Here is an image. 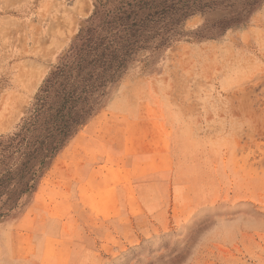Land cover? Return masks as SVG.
I'll return each mask as SVG.
<instances>
[{"label":"rangeland","instance_id":"1","mask_svg":"<svg viewBox=\"0 0 264 264\" xmlns=\"http://www.w3.org/2000/svg\"><path fill=\"white\" fill-rule=\"evenodd\" d=\"M197 14L137 54L0 222V264H264V0ZM95 0H0V142Z\"/></svg>","mask_w":264,"mask_h":264},{"label":"trees","instance_id":"2","mask_svg":"<svg viewBox=\"0 0 264 264\" xmlns=\"http://www.w3.org/2000/svg\"><path fill=\"white\" fill-rule=\"evenodd\" d=\"M67 54L49 73L18 133L0 142V222L23 199L68 141L94 115L110 85L137 54L166 49L191 17L231 0H95ZM259 0L231 12L225 27L245 22ZM226 7V6H225Z\"/></svg>","mask_w":264,"mask_h":264}]
</instances>
